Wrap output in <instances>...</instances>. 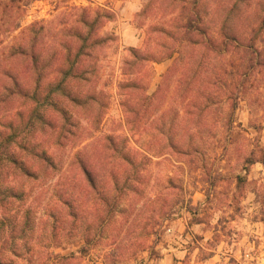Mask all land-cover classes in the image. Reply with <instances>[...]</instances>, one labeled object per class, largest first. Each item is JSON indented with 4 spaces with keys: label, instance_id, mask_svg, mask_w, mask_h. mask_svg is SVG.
I'll return each mask as SVG.
<instances>
[{
    "label": "rangeland",
    "instance_id": "374dc122",
    "mask_svg": "<svg viewBox=\"0 0 264 264\" xmlns=\"http://www.w3.org/2000/svg\"><path fill=\"white\" fill-rule=\"evenodd\" d=\"M263 15L264 0H0L1 46L26 29L43 51L38 72L7 64L27 97L0 93V264L159 263L171 239L172 264H264V68L238 77L248 56L219 49L224 20L248 35Z\"/></svg>",
    "mask_w": 264,
    "mask_h": 264
},
{
    "label": "trees",
    "instance_id": "16d2710c",
    "mask_svg": "<svg viewBox=\"0 0 264 264\" xmlns=\"http://www.w3.org/2000/svg\"><path fill=\"white\" fill-rule=\"evenodd\" d=\"M197 15L198 13H195V17H197ZM85 25H88V23H85ZM183 28H185L186 35L191 31H200V27L195 25V23H192V20L187 21ZM234 30L235 29H231L230 27L228 29V22L227 20H224L219 32L221 37L219 49L225 53L238 49L248 56L246 64L238 66V71H236L238 77L247 76L248 73L254 71L256 68H264V50L262 48L260 49L257 45L259 42L258 39L261 36L260 33L264 30V15L261 17L258 27L250 30L251 32L248 35L234 33ZM26 39L27 31L26 29H23L8 45L1 46L2 41L0 40V74L3 76V79L1 80L2 83L0 86V93L3 96V101L7 100L9 102L13 96L18 98H25L28 96V88L22 77V73L7 65L12 59H30L34 70L38 72V69H40L43 51L40 47H36V45H34L35 47L33 45L28 47ZM101 43H103V39L98 36H96L92 41L93 46ZM209 46L212 48V46L214 47L215 45L211 42V45ZM184 69L185 67L178 68V70L181 71ZM35 81V91H37L41 83L39 75H37V79ZM74 99L75 98L73 97L72 100ZM2 155L3 150H1L0 147V159L2 158ZM80 169L89 184L92 185L93 182L90 178L91 175L88 167L81 163Z\"/></svg>",
    "mask_w": 264,
    "mask_h": 264
},
{
    "label": "crops",
    "instance_id": "0c3cea01",
    "mask_svg": "<svg viewBox=\"0 0 264 264\" xmlns=\"http://www.w3.org/2000/svg\"><path fill=\"white\" fill-rule=\"evenodd\" d=\"M231 223H235L233 219H228ZM176 238L179 240V238L176 236ZM176 242V239H171L169 241V245L167 248L164 249V255L160 259L159 263H153L152 261L148 262L147 264H172L174 256H178V253L180 254V250H178L176 247L172 246V243ZM179 243V242H176Z\"/></svg>",
    "mask_w": 264,
    "mask_h": 264
}]
</instances>
